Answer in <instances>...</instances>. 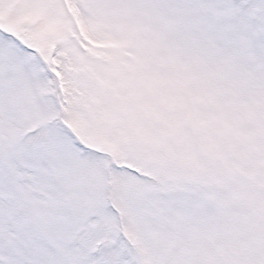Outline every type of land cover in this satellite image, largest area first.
Wrapping results in <instances>:
<instances>
[{"label":"snow or ice","instance_id":"snow-or-ice-1","mask_svg":"<svg viewBox=\"0 0 264 264\" xmlns=\"http://www.w3.org/2000/svg\"><path fill=\"white\" fill-rule=\"evenodd\" d=\"M0 264H264V0H0Z\"/></svg>","mask_w":264,"mask_h":264}]
</instances>
